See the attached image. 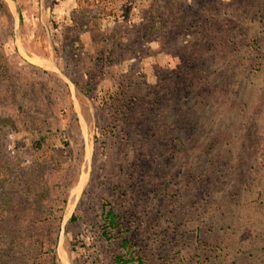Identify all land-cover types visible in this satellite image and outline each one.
Segmentation results:
<instances>
[{
	"label": "rangeland",
	"instance_id": "1",
	"mask_svg": "<svg viewBox=\"0 0 264 264\" xmlns=\"http://www.w3.org/2000/svg\"><path fill=\"white\" fill-rule=\"evenodd\" d=\"M54 1L0 0V264H264V0Z\"/></svg>",
	"mask_w": 264,
	"mask_h": 264
},
{
	"label": "trees",
	"instance_id": "2",
	"mask_svg": "<svg viewBox=\"0 0 264 264\" xmlns=\"http://www.w3.org/2000/svg\"><path fill=\"white\" fill-rule=\"evenodd\" d=\"M75 218V215L72 216V219ZM102 218L104 221V233H109L110 230H114L119 227V224L117 219H116V214L114 213L113 210L111 209H106L104 207V211L102 213ZM128 239L127 237L123 241V245L125 246L127 243ZM138 258V257H137ZM133 259V257H128V253H122V254H117L114 257V264H129V262ZM139 264H143L141 260H139Z\"/></svg>",
	"mask_w": 264,
	"mask_h": 264
},
{
	"label": "crops",
	"instance_id": "3",
	"mask_svg": "<svg viewBox=\"0 0 264 264\" xmlns=\"http://www.w3.org/2000/svg\"><path fill=\"white\" fill-rule=\"evenodd\" d=\"M75 1L76 0H74V1H71V0H68V1H63V0H58V1H54V4L57 6V7H59V8H61L60 6H62L63 4L65 5V8H73V6H76V3H75ZM5 2H8L7 4H8V7H9V9L11 10V12H12V14H13V16H14V20H13V22H14V26H17L18 24H19V21L21 20V18H20V14L18 13L17 14V16L15 15V13H14V9H13V6H16L17 7V0H5ZM15 4V5H14ZM44 6H47V3L45 4L44 3V5L42 6V7H44ZM18 34H16L15 36H14V42H16L17 41V36ZM22 37V36H21ZM29 58H31L30 60H32L31 62H37L36 64H39V65H42V66H45V64H48V63H50V64H52L53 66H56L55 65V62L53 63L52 62V60H51V58H50V56H41L40 58H38V59H36V60H34L33 58H32V56L31 57H29ZM34 60V61H33ZM35 64V63H34ZM46 67V66H45ZM103 211H104V208H103ZM71 216H73V214L71 215ZM75 218H76V213H75Z\"/></svg>",
	"mask_w": 264,
	"mask_h": 264
},
{
	"label": "built area",
	"instance_id": "4",
	"mask_svg": "<svg viewBox=\"0 0 264 264\" xmlns=\"http://www.w3.org/2000/svg\"><path fill=\"white\" fill-rule=\"evenodd\" d=\"M113 264H114V262H113Z\"/></svg>",
	"mask_w": 264,
	"mask_h": 264
}]
</instances>
